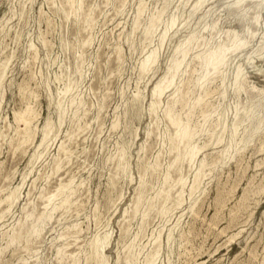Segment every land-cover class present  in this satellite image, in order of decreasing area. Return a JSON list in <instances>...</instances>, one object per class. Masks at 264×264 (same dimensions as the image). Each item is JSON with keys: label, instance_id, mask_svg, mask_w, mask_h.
Segmentation results:
<instances>
[{"label": "rangeland", "instance_id": "obj_1", "mask_svg": "<svg viewBox=\"0 0 264 264\" xmlns=\"http://www.w3.org/2000/svg\"><path fill=\"white\" fill-rule=\"evenodd\" d=\"M220 45L232 48L224 63L204 68L200 56ZM183 48L152 110L153 86ZM4 66L0 264H95V236L108 241L107 264H143L158 242L155 264H264V0H0ZM171 102L184 121L191 115L193 164L171 165ZM25 110L36 114V133L18 145L24 124L14 114ZM168 172L171 197L162 202ZM68 183L54 199L69 194L68 207L38 220ZM17 231L23 237L8 245Z\"/></svg>", "mask_w": 264, "mask_h": 264}, {"label": "bare ground", "instance_id": "obj_2", "mask_svg": "<svg viewBox=\"0 0 264 264\" xmlns=\"http://www.w3.org/2000/svg\"><path fill=\"white\" fill-rule=\"evenodd\" d=\"M153 22V21H152ZM175 22V19H172V23ZM152 24V23H151ZM153 26V24H152ZM151 27V26H150ZM151 29V28H150ZM148 30V33L151 32V30ZM169 30V29H168ZM235 43V41H234ZM233 43V44H234ZM232 44V46H233ZM232 50L231 46H226V45H220L218 46L216 49L211 50L209 53H207L206 55L200 56L202 58V65L204 68H213L215 71H218L219 68L221 67V65L224 63L225 58L227 56V52L228 50ZM181 52V56L179 54L180 57H176L173 60V64L169 67L168 71L154 84L153 86V94H154V98L152 101V110H155V108L158 106V104L160 103V94L163 92V90L169 86H171L174 83V79L177 75V72L179 71L183 61L185 60V57L187 55V49L183 48L180 50ZM123 53V52H122ZM158 57V56H157ZM156 60V52L155 50H152L149 55L146 57V59L144 61H142V65H141V69L142 72L145 71L146 69H148L151 64ZM252 60V59H251ZM212 71V70H211ZM210 71V73H211ZM5 66L0 68V87H1V83L3 81L4 75H5ZM182 72V71H181ZM209 71H207L208 73ZM237 74L236 76L238 77L240 75L241 69L239 68L238 71H236ZM206 77V74H204L202 77L199 78V80H201V78ZM206 80H204L203 82H200L201 84L205 83ZM172 87V86H171ZM69 87H67L65 90L68 92ZM181 90V89H180ZM204 92L205 95L208 94L210 92V88L209 87H205L204 88ZM65 93V92H64ZM182 103L186 104L187 103V97L186 95L188 94V91H182ZM140 98V97H139ZM204 98V96H200L197 99V103H200L202 101V99ZM177 99V98H176ZM62 102V101H61ZM61 102H59V104L61 105ZM195 103V101L193 102ZM189 104V102H188ZM194 105V104H193ZM28 109V108H27ZM64 110V108H62ZM60 110V109H59ZM193 109H191L192 112ZM63 111H61L62 113ZM15 118L22 120L23 121V128L20 129V139L18 142V145H21L24 142H27L31 139L34 138L35 136V129L33 127V119L35 118V113L32 112L31 110H25L24 112H20V111H15ZM62 115V114H61ZM165 115L167 116L169 122L175 126L176 128V134L175 136L172 137L171 140V149H174L176 152L175 158L173 160V162L171 163V165L174 164H181L185 159L188 160V162L190 164H193L195 157L197 155V153L199 152L200 149L196 148L194 145L191 144V140L194 137L195 134V128L191 126V121H190V117L191 115L188 114V120L184 121L181 117L180 114L175 113L173 111V106H172V102L169 103V105L167 106V108L165 109ZM201 119V118H200ZM226 123V122H225ZM235 124V122H234ZM236 129V127H235ZM52 130V126H51V122L50 120H47V122L45 123L43 129H42V138L40 141V144H42L49 136V134L51 133ZM151 131H148V133H150ZM212 133V132H211ZM73 139V138H72ZM221 140V138H220ZM198 147V146H197ZM200 147V146H199ZM61 150H66V147L62 144L61 145ZM67 151V150H66ZM64 158V157H63ZM123 159V158H122ZM122 161V160H121ZM121 161H119V165H121ZM205 161V160H204ZM203 160H201L199 167L195 173V177L191 186V194L195 191V189H197V187L199 186V182H200V175L201 172L205 166ZM118 165V166H119ZM154 165V164H153ZM170 166V165H169ZM122 167V166H121ZM180 168V167H179ZM152 169V168H151ZM154 169V168H153ZM59 171V170H58ZM172 171V170H171ZM170 172H168L166 174V176H164L166 183H169V187L165 190V192L162 194V202H166L168 199H170L171 194H170V190L171 187L173 186V183H171L170 181ZM72 181V180H71ZM164 181V182H165ZM179 181L180 182H184V176L181 175L179 177ZM143 182V180L141 181ZM144 184V183H143ZM142 184V185H143ZM68 184H62L60 185V187L58 188V190L53 194L49 195L46 198L47 203L50 205V203L52 204V208L49 211V213H47L46 215L43 213H40L37 216V219H43L42 221H44L46 218H51L53 211H55L56 209L60 208V207H68L71 199L69 194L63 196V198L58 201H60L59 203L56 201V203L54 202L55 197L60 195L61 193H63ZM168 185V184H167ZM185 184L183 183V186ZM141 187V185H140ZM69 188V187H68ZM67 188V189H68ZM146 188V187H145ZM183 189V188H182ZM72 191V190H71ZM164 191V190H163ZM145 192V191H144ZM144 192L143 191H139L138 194L135 197L134 203H135V208L137 209V207L139 206V204L141 203L143 197H144ZM162 193V191H161ZM17 194V190H12L8 196H7V200L8 202L11 204L13 203V201L16 198ZM182 190L179 192V197L182 196ZM61 196V195H60ZM160 196V195H159ZM178 197V198H179ZM59 198V197H58ZM145 198V197H144ZM178 198H176L178 200ZM181 199V198H180ZM5 203V202H4ZM46 203V204H47ZM177 203H181L179 200L177 201ZM2 205V204H1ZM5 206V205H4ZM48 207V206H47ZM50 207V206H49ZM70 208V207H69ZM139 209V208H138ZM128 210V209H127ZM163 212V211H162ZM161 212V214H162ZM136 213V212H135ZM122 218V217H121ZM35 219V218H34ZM123 219V218H122ZM26 222V221H25ZM36 224V223H35ZM45 224V223H44ZM40 225V224H39ZM70 228V227H69ZM28 229V227H27ZM82 231V230H81ZM33 232H39V229L37 228V226L35 225V228L33 230H31V233ZM170 232V231H169ZM169 238L171 236V233L168 234ZM23 237V232L22 231H17L15 233H13L10 237V240L8 242L9 244L15 243L16 241H19L21 238ZM27 237V236H26ZM107 237V236H106ZM108 238V237H107ZM106 239V238H105ZM105 239H101L99 238V236H95L91 241V245H92V250L90 255L88 256V263H91V261H95V264H107V259L105 257V254L102 250V247L105 246ZM54 242V241H53ZM67 243V242H66ZM31 244V243H30ZM61 249V248H59ZM29 251V250H28ZM66 251V249H65ZM159 242H158V248H156L153 252H151L149 254V256L146 258L147 260H145L146 262L143 264H155L156 262V256L159 253ZM62 252V250H61ZM62 254V253H61ZM60 254V258H63V255ZM65 254V253H64ZM129 254V253H128ZM127 254V257H128ZM71 255V254H70ZM88 255V254H87ZM74 256V255H73ZM59 257V256H58ZM132 257V255H131ZM76 259V258H75ZM132 259V258H131ZM127 261V260H126ZM133 263V262H132ZM62 264H63V260H62ZM92 264V263H91ZM130 264V263H129Z\"/></svg>", "mask_w": 264, "mask_h": 264}]
</instances>
